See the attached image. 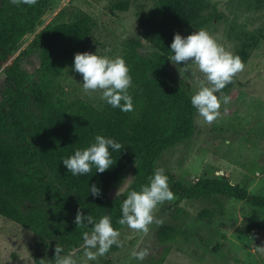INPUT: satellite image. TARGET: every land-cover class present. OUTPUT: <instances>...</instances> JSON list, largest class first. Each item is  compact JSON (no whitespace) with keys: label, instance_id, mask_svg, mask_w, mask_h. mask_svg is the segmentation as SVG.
I'll use <instances>...</instances> for the list:
<instances>
[{"label":"trees","instance_id":"16d2710c","mask_svg":"<svg viewBox=\"0 0 264 264\" xmlns=\"http://www.w3.org/2000/svg\"><path fill=\"white\" fill-rule=\"evenodd\" d=\"M154 2L151 11L138 18L140 37L152 51L139 54L141 42L134 38L126 39L120 51L132 77L128 91L134 111L112 108L100 97H79L73 94L74 89L62 85L66 76L82 78L73 69L74 54L89 52L93 39L94 22L79 10H73L66 22L47 26L31 42L23 58L35 54L38 66L33 73L21 71L18 58L3 69L0 217L33 235V264L41 259L54 264L56 244L64 253L81 246L82 234L91 232V225L74 223L77 210L97 220L109 215L113 228L120 231L124 226L118 223L120 205L126 194L110 199L109 191L123 182L128 170L134 177L130 190H139L154 173L161 154L194 134L195 108L188 87L169 71L170 44L175 33L187 36L204 29L213 16L204 15L205 0ZM112 9L124 11L127 3L117 2ZM43 12L40 1L34 6H17L10 0H0V62L13 55ZM248 47L242 44L235 52L242 62ZM95 135L112 138L123 148L112 152L115 162L105 172L93 167L86 175L73 176L62 158L87 147ZM40 167L53 176L57 187ZM164 174L178 200H203L220 208V198H230L264 211V195H249L225 178H201L183 184L168 172ZM92 184L100 189V196L91 195ZM171 231L178 234L176 229L166 228L160 236ZM118 249L113 245L109 251ZM152 264H160V258L153 259Z\"/></svg>","mask_w":264,"mask_h":264},{"label":"rangeland","instance_id":"374dc122","mask_svg":"<svg viewBox=\"0 0 264 264\" xmlns=\"http://www.w3.org/2000/svg\"><path fill=\"white\" fill-rule=\"evenodd\" d=\"M44 12L34 30L26 35L17 50L6 61L0 62V99L3 89V69L18 58V68L33 73L38 66L35 54L23 58L31 42L47 26L66 22L73 10H79L94 22L89 52L109 57L120 56L126 39H139L141 55L152 47L140 37L138 18L151 11L154 0H38ZM127 3L124 11L113 10L117 2ZM204 15L213 19L205 26L217 42L232 51L242 44L244 70L228 83L222 92L228 104H221L220 116L212 124L199 117L195 109L194 134L182 143L163 152L155 169L163 168L183 184H192L201 178H225L231 185L244 188L249 195H264V0H205ZM97 42V45L94 43ZM105 49H111L105 52ZM169 71L176 80H182L190 96L198 90L203 74L195 65L173 64ZM71 81V82H70ZM82 78L66 76L62 85L73 94L90 99L100 97L84 92ZM40 170L53 186L58 184L44 168ZM131 176L128 170L123 182ZM123 182L110 190L108 197H116ZM221 207L203 200L177 197L158 205L155 216L162 225L152 224L147 234L126 225L120 230L123 246L109 251L87 264H264V211L243 201L220 198ZM176 229L164 237L160 231ZM174 235V238H170ZM83 244V241H82ZM81 244V246H82ZM79 247L76 259L83 264V249ZM33 235L0 217V264H33ZM148 249V256L138 260L133 253ZM95 251V250H93Z\"/></svg>","mask_w":264,"mask_h":264},{"label":"clouds","instance_id":"9594fccd","mask_svg":"<svg viewBox=\"0 0 264 264\" xmlns=\"http://www.w3.org/2000/svg\"><path fill=\"white\" fill-rule=\"evenodd\" d=\"M38 0H10L13 5H36ZM172 55L169 60L173 64H193L203 74L199 81L198 90L191 95V104L197 110L199 117L207 124H212L220 116L221 104H228L230 98L223 95L222 100L215 93L222 92L228 83H231L236 74L244 70V63L238 55L220 45L207 30L193 31L187 36L175 33L170 44ZM110 52L111 49H105ZM73 69L82 76V87L85 93L99 92L100 99L112 108H119L122 112L134 111L132 96L129 88L132 87L130 69L125 60L116 56L97 55L91 52H78L74 54ZM123 148L112 138L95 135L94 141L87 147L77 148L74 154L62 158L63 165L73 176L86 175L95 167L96 171L103 173L108 170L114 160L112 152ZM109 149L112 151L110 152ZM134 177H128L117 190L116 197L125 196L121 201L120 225L147 234L152 224L162 225L164 221L155 216L158 205L166 201H173L175 194L170 189L168 177L163 168L155 169L147 178V183L140 185L139 190H130ZM89 192L93 197L101 195L100 189L92 184ZM74 223L77 226L91 225V232H84L83 236V264L97 259L109 252L111 246L122 247L121 233L113 228L111 217L103 215L98 220L91 214L84 215L77 210ZM95 250V251H93ZM79 249H64L56 244L54 248V264H81L76 259ZM148 249H141L133 253L138 260L148 256ZM39 264H48L41 259Z\"/></svg>","mask_w":264,"mask_h":264},{"label":"water","instance_id":"95a60500","mask_svg":"<svg viewBox=\"0 0 264 264\" xmlns=\"http://www.w3.org/2000/svg\"><path fill=\"white\" fill-rule=\"evenodd\" d=\"M9 64H11V62H10ZM230 184H231V183H230Z\"/></svg>","mask_w":264,"mask_h":264}]
</instances>
